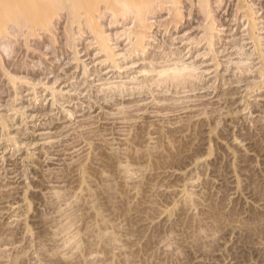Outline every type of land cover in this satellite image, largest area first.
Masks as SVG:
<instances>
[{
  "label": "rangeland",
  "instance_id": "374dc122",
  "mask_svg": "<svg viewBox=\"0 0 264 264\" xmlns=\"http://www.w3.org/2000/svg\"><path fill=\"white\" fill-rule=\"evenodd\" d=\"M235 3L213 4L218 54L193 43L202 20L186 6L180 29L156 26L148 49L183 50L186 83L143 86L147 54L124 59L131 24L109 30L121 69L92 44L16 73L18 95L0 72V264H264V0L260 43Z\"/></svg>",
  "mask_w": 264,
  "mask_h": 264
},
{
  "label": "bare ground",
  "instance_id": "6f19581e",
  "mask_svg": "<svg viewBox=\"0 0 264 264\" xmlns=\"http://www.w3.org/2000/svg\"><path fill=\"white\" fill-rule=\"evenodd\" d=\"M222 2L223 0H188V2L187 0H0L1 77H3L2 76L3 73V75L7 77L5 78V80L7 79L6 80L7 82L9 80L11 88H16L14 90H16L15 92H17V90L19 91L18 81H21L25 76H23L21 79L16 73L26 72L27 74L36 77L40 73V69L46 70L50 68L47 64L51 66V63H54V61H56V57L59 55V53L64 54L65 52H69L70 55H72L71 59L76 60V62H78L77 61L79 60L78 54H80L81 53L80 51H82L81 47L85 46V48L89 49L88 47L92 44H94V50L96 51L94 55L101 53L103 56H105L104 61L109 60V62H111V66L113 65V67H117V69H121L119 68L121 64L118 58L119 54H117V52L119 51L116 52L117 49L116 50L114 49V46L116 45H114L113 42L114 39L113 32L109 30H111L115 25L119 26L118 24H120V27L121 25L125 26L126 24H131L130 26L126 25L127 27L122 28L123 34L129 40L128 41L129 47L126 46V48L128 47L127 50L128 53L126 52L127 55L124 56L125 57L124 59H126L128 62V60L131 61L130 57H132L134 54L136 55V57L137 56L140 57V55L142 54L145 56L147 54V60H148L147 62H149L152 65L150 67L141 66V69L140 68H139L140 70L138 69V71L142 73L141 82L144 85L143 84L141 85H143L144 87H148L149 86L148 81L150 80L152 81L155 76H157V78L159 77L160 82L167 81L170 84L175 83L177 85L181 83H186V81H188L189 76H192L193 74L191 72L194 71L196 68L195 69L193 68L194 70L190 69L193 66L188 65L189 63L184 64L186 61L184 62L183 58H182L183 64L178 65L176 63L177 61L175 60H178L183 50L181 51L177 49V50H170L169 52L167 50L166 53H163L162 51H150L148 47L149 45H151V40L154 39L153 36L156 35L154 33L155 32L154 30L156 29V26H158V28L162 26L163 28L162 30L165 31V33L167 31L169 32L171 29H180L181 25L184 26L186 22L187 23L189 22L186 21V14H185L186 9H184V7L186 6L190 9V12L188 11V14H192L193 12L192 15L193 18L196 17L202 20L201 23L202 29L199 32L200 35L199 36L195 35L196 38L198 37L197 38L198 40L196 41L193 40V43L196 42L198 44L201 41H203L207 44L208 46L207 48L209 49L210 52H212L213 54H216L217 52L219 53V51H217L216 48L219 46L216 45L219 43V41L223 42L221 26L224 23L223 20L224 17L221 16L222 18H219V15L216 14L217 11H215V7L219 8ZM254 3L255 0H236L234 13L230 14V16H232L231 20L235 22L239 21V19L241 18H245V20L247 21V27L246 30H244V33H246L248 38L252 39L254 42L260 43V41H258L259 40L258 35H256L257 33L256 30L259 31L264 27L262 28L263 23H261V21L259 20L261 16L260 17L257 16V13L259 12L256 9L257 7L254 5ZM213 4H215V7ZM193 6L194 9H192ZM162 10H167L168 13V17L166 16L167 18L164 19V21L157 19L159 12H161ZM56 16L59 17L57 18ZM154 16H156L155 19H153ZM59 18L65 19L62 30L63 32L60 31L62 33V37H61L62 39H60L59 37L60 35L57 32L58 28L62 23ZM120 33L119 35L118 33L116 35H118L119 37ZM88 34H90L91 36L90 44L89 43L87 44L82 40V37L86 38L88 37ZM242 38L238 40L236 38L235 40L233 39L229 41L227 43L228 47L229 48L233 47L235 49L238 48V50L241 51L243 48L242 45L243 43H241ZM87 39L89 40V38ZM154 41L156 40L154 39ZM171 44L172 42L169 43V45ZM235 53L237 52H234V54ZM244 53H246V51ZM239 54L240 53H238L237 55ZM21 56L24 57V59L27 58L26 60H29L31 58L30 61H32V59L37 58V60L39 61L37 62L40 64L38 65L36 61L35 63L32 62L30 63V61L27 62L23 58H22L23 61H21V59L19 58L20 62L18 60H15ZM104 61H102V63ZM241 61L242 60H240V62ZM131 63L133 64L132 61ZM82 67L84 68L85 65L82 64ZM51 68L59 69V66L54 64L52 65ZM94 73L95 72H93V74ZM26 76L30 77L28 78L29 80L33 78L28 75ZM33 81L31 82L34 83ZM192 81L194 82V79ZM32 83L30 85L34 86ZM12 84L15 87H12ZM113 84H115V82ZM137 84H140V82ZM159 84L160 83H158V85ZM113 86L114 88H119L118 92L120 93L118 94L123 93V90L121 89L123 86L121 87V85L118 83H116V85ZM113 86L111 85V87ZM34 87L32 89L35 90ZM18 93L19 92L15 94L18 95Z\"/></svg>",
  "mask_w": 264,
  "mask_h": 264
}]
</instances>
